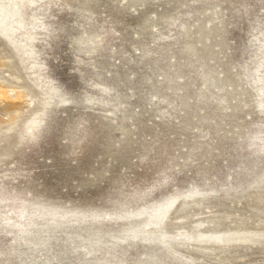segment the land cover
I'll return each instance as SVG.
<instances>
[{
    "label": "rangeland",
    "instance_id": "374dc122",
    "mask_svg": "<svg viewBox=\"0 0 264 264\" xmlns=\"http://www.w3.org/2000/svg\"><path fill=\"white\" fill-rule=\"evenodd\" d=\"M0 264H264V0H0Z\"/></svg>",
    "mask_w": 264,
    "mask_h": 264
},
{
    "label": "bare ground",
    "instance_id": "6f19581e",
    "mask_svg": "<svg viewBox=\"0 0 264 264\" xmlns=\"http://www.w3.org/2000/svg\"><path fill=\"white\" fill-rule=\"evenodd\" d=\"M166 213H167V211H166ZM202 225H203V223H197L196 234L194 235L195 236L194 240L196 242H199V243H202V244L211 243L214 246H220V245H222V243L224 242V239H223L224 238V235L221 232H215V231H211L208 234H205V235L202 234L201 235L198 231H199V228ZM227 237H228V240H232L233 239V238H231V237H233L232 235H227ZM250 238H251L250 235H246L241 240L242 241H247ZM163 240L166 241V239H163Z\"/></svg>",
    "mask_w": 264,
    "mask_h": 264
}]
</instances>
